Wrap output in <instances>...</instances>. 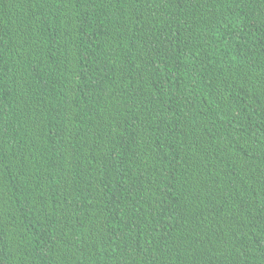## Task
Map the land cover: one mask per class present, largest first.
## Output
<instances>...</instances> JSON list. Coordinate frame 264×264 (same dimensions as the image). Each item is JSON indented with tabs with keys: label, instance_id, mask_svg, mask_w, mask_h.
Segmentation results:
<instances>
[{
	"label": "trees",
	"instance_id": "obj_1",
	"mask_svg": "<svg viewBox=\"0 0 264 264\" xmlns=\"http://www.w3.org/2000/svg\"><path fill=\"white\" fill-rule=\"evenodd\" d=\"M0 264H264V0H0Z\"/></svg>",
	"mask_w": 264,
	"mask_h": 264
}]
</instances>
